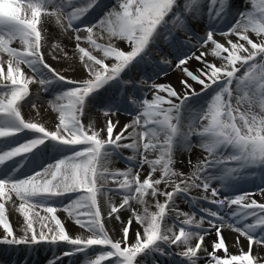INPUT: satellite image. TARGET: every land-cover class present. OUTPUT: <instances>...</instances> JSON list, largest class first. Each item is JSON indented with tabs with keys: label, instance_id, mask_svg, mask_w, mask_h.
Wrapping results in <instances>:
<instances>
[{
	"label": "snow or ice",
	"instance_id": "1",
	"mask_svg": "<svg viewBox=\"0 0 264 264\" xmlns=\"http://www.w3.org/2000/svg\"><path fill=\"white\" fill-rule=\"evenodd\" d=\"M243 5L0 0V264L20 246L48 247L47 264H264V0ZM53 18L79 53L64 70L41 51ZM175 70V86L158 82ZM29 85L53 94L58 122L22 113ZM121 113L132 119L114 135Z\"/></svg>",
	"mask_w": 264,
	"mask_h": 264
},
{
	"label": "bare ground",
	"instance_id": "2",
	"mask_svg": "<svg viewBox=\"0 0 264 264\" xmlns=\"http://www.w3.org/2000/svg\"><path fill=\"white\" fill-rule=\"evenodd\" d=\"M257 2H259V0H257ZM241 6L243 7L242 4H241ZM42 19H43V17H42ZM46 29L47 30L44 33H42L44 46L41 49L42 53L45 56V61L47 63H49L52 67L60 68L61 70L66 69L69 63L79 64V53L75 50L74 40L72 42H69L67 40L66 34L62 32V29H60L59 25L56 24L54 18L49 20L48 25L46 26ZM57 45H58V47H57ZM12 47L20 48V45H19V43H15L12 45ZM4 58L6 59L7 57L5 56ZM22 68L25 69L26 75L30 74V72L27 70L26 65H22ZM177 71L178 70L172 71L170 74V76L174 78V82L176 81ZM65 74L69 75V76L74 75V73H72L70 71L66 72ZM168 80H170V78L167 76L163 79V82H167V83L173 82V81L169 82ZM33 86L34 85H29V89H30V93H32V95L30 96V99L35 103V107H33L32 104L30 103V104L26 105L27 108L25 106L22 109V113L26 117H31V118H34L36 120H41L42 122H45V123H51L52 121L58 122V114L53 110V107H52V101L54 99L53 94L51 92H44L42 90H35V88H33ZM37 92H39L38 95H36ZM150 95L151 94L149 93V98H150ZM245 108H246V105L242 106L241 110L243 111V110H245ZM256 111H258V109H256ZM119 116H123V115L120 114ZM99 119H100V122L102 123L103 119H104L102 113H99ZM130 121L131 120H129V119L120 120V124L117 125V129L114 130V135L116 134V131H118L123 124L129 123ZM126 142H130V141H126ZM194 151L199 152L200 150L196 149ZM131 154L132 153L129 150H124V156L125 157L129 156ZM177 158L183 159L184 163L187 164L189 156L186 152H183L182 149H178L177 150ZM192 160H193V163L196 162L195 156L192 157ZM125 166L127 167L128 164L123 158H118V159L116 158L114 164L112 165V167L114 169H119V170H121V169L123 170V168ZM146 167L147 166H145V168ZM187 170L188 169H185V171H187ZM244 183L245 184H239L238 185L239 190L248 188L250 186L249 182L245 181ZM254 184H256V183L254 182ZM192 194L193 195H199V194H202V191L199 193L194 191ZM109 195H111V193ZM254 198L257 199L258 202H261L260 196L257 195V196H254ZM146 199L148 200L149 205H150L149 210L155 211L156 210L154 207L155 201L153 199L147 198V197H146ZM162 199L163 198H161V201H162ZM119 200H120L119 196L113 197L114 203L118 204ZM101 201H102L101 210H102V217H103L104 215H106V212L109 210V205L107 203L103 202V198H101ZM132 203L135 204L136 202L132 201ZM178 204H179V209H178L179 211L189 212L190 214L192 211H196V218L199 219L200 213H199L198 208L194 209L191 204L184 203L182 201H178ZM201 204L208 206L207 202H204V201H201ZM138 207L140 208V211L142 212V210H143L142 206H138ZM59 215H60L61 219L63 220L67 214L66 213H59ZM181 219H183V217H181ZM9 220H10V223L13 225L14 232H15L17 230V226L19 224H22L23 217L20 215L19 212H16L12 216L9 217ZM117 223H119V222H117ZM178 223L179 222L177 221V224ZM169 224H171V221H169ZM106 226L111 227L110 225H106ZM68 227L71 231L76 232V233H79L82 231L79 229V227L77 225H75L74 221H72V220L68 221ZM135 227H136L135 223H133L132 225H129L130 234L132 232V229H134ZM205 227H207L206 223H205ZM2 231H3L2 228H0V233H2ZM177 231H178V228H177ZM222 234L225 235L227 238L226 239V247L229 248V251L232 254H238L237 249L230 247L232 241L235 239V237L238 235V233L233 232L230 228H224V229H222ZM241 241L245 245V250H246V241H244L243 237H241ZM0 247H3V246H0ZM253 248H254V253H255L257 246L254 244ZM28 250L29 249H25L24 246H20L14 252H10L9 255L11 258H13V260H15L17 262V264H19V262H21V264H23V261H25V260H27L28 264H36L37 262L43 260L42 259L43 255H45V254L50 255L52 253V251L50 249L43 250L42 252H39L40 248L35 249L33 252H28ZM209 250H211V249H209ZM220 254L223 255V250H220ZM4 258L7 259L8 255H6ZM83 260H84V257L82 255L79 256L78 258L77 257H73V258L65 257L64 258L65 264H73V261H75V262L79 261V263L82 264Z\"/></svg>",
	"mask_w": 264,
	"mask_h": 264
},
{
	"label": "rangeland",
	"instance_id": "3",
	"mask_svg": "<svg viewBox=\"0 0 264 264\" xmlns=\"http://www.w3.org/2000/svg\"><path fill=\"white\" fill-rule=\"evenodd\" d=\"M240 3L243 5V0H240ZM243 6H244V5H243ZM241 71H243V70H241ZM171 72H172V71H171ZM171 72L169 73V76H168V77L170 78V80H168V81H169V82H171V81L174 82V78L170 76ZM164 78H165V77L162 76L161 79H160V81H158V82H163V79H164ZM173 82H172V83H173ZM164 83H167V82H164ZM173 84L176 85V81H175ZM33 88H35V90H39L38 85H34ZM233 103H235V101H234ZM26 108H27V106H26ZM129 116H130V115H129ZM131 119H132V118H131ZM117 159H118V158H117ZM117 161H118V160H117ZM121 164H122V163H121ZM254 189H257V187L254 188ZM237 194H239V193H237ZM40 249H42V250H46V249H49V248H48V247H40ZM76 264H80L79 261L76 262Z\"/></svg>",
	"mask_w": 264,
	"mask_h": 264
}]
</instances>
